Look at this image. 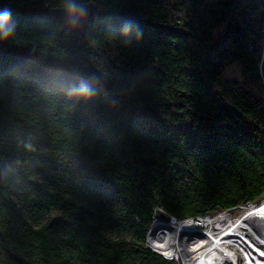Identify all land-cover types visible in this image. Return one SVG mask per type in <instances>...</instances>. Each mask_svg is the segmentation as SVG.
Masks as SVG:
<instances>
[{"label": "trees", "instance_id": "trees-1", "mask_svg": "<svg viewBox=\"0 0 264 264\" xmlns=\"http://www.w3.org/2000/svg\"><path fill=\"white\" fill-rule=\"evenodd\" d=\"M73 1L0 0V264H175L155 216L264 198V0Z\"/></svg>", "mask_w": 264, "mask_h": 264}, {"label": "bare ground", "instance_id": "bare-ground-1", "mask_svg": "<svg viewBox=\"0 0 264 264\" xmlns=\"http://www.w3.org/2000/svg\"><path fill=\"white\" fill-rule=\"evenodd\" d=\"M147 244L182 264H264V198L212 218L156 221Z\"/></svg>", "mask_w": 264, "mask_h": 264}, {"label": "water", "instance_id": "water-1", "mask_svg": "<svg viewBox=\"0 0 264 264\" xmlns=\"http://www.w3.org/2000/svg\"><path fill=\"white\" fill-rule=\"evenodd\" d=\"M77 5L80 8H82L84 11H83V14H78L74 18L75 22L73 21V19H70L67 16V14L65 12V6L64 7L53 8V9L45 8L43 10V14L48 16L49 18L53 19L54 21L58 22L65 29L73 31V32H79L83 28V26H84V24H85V22L87 20L98 18L100 16L101 12L98 9L97 5L92 3V2H80V3H77ZM248 205H255V204H247L245 206H248ZM206 217L209 218L208 216H206ZM206 217H203V218H206ZM169 219H173V220L177 221L173 217H170ZM178 221H180V220H178ZM165 258L166 259H170V258H167V257H165Z\"/></svg>", "mask_w": 264, "mask_h": 264}, {"label": "rangeland", "instance_id": "rangeland-1", "mask_svg": "<svg viewBox=\"0 0 264 264\" xmlns=\"http://www.w3.org/2000/svg\"><path fill=\"white\" fill-rule=\"evenodd\" d=\"M155 1L160 3V2H167L168 0H155ZM77 2H78L77 0L73 1V3H75V4H77ZM153 188H154V186H153ZM14 200L16 201V199H14ZM20 207H22V206L20 205ZM22 211L28 216V218H29V220L31 222V225L33 227H40V226L46 225V224L50 223L52 221V219H54L56 216H58V212L55 211V210L51 211L49 213H44L43 215H41V217H38L36 214L30 215L24 209ZM169 218H170V216L165 215L164 213H162L161 217H158V216L154 217L152 225H151L150 229L148 230V232L146 234V238H145V242H144L145 246L149 247L148 244H147V238L150 235V233H151V231L153 229V226L155 225V222L156 221L167 222L169 220ZM101 231L110 239H124V240L133 239L132 232H128V233H125V234H119V233H117V231L108 229L106 227H101ZM171 260L174 261L175 264H182V262H178V261L173 260V259H171Z\"/></svg>", "mask_w": 264, "mask_h": 264}, {"label": "clouds", "instance_id": "clouds-1", "mask_svg": "<svg viewBox=\"0 0 264 264\" xmlns=\"http://www.w3.org/2000/svg\"><path fill=\"white\" fill-rule=\"evenodd\" d=\"M83 9L80 8L77 4L73 2H69L65 6V12L67 16L70 19H73L78 15V14H83ZM10 12L5 10L2 14H0V39H7L9 35L11 34L12 29L5 30V25L8 22V19L10 17ZM75 22V21H74ZM83 92H86V88H82Z\"/></svg>", "mask_w": 264, "mask_h": 264}]
</instances>
